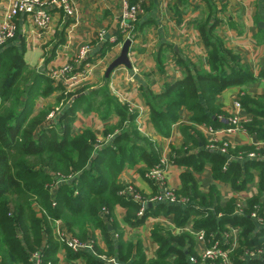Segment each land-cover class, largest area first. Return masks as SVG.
Segmentation results:
<instances>
[{
    "label": "trees",
    "instance_id": "16d2710c",
    "mask_svg": "<svg viewBox=\"0 0 264 264\" xmlns=\"http://www.w3.org/2000/svg\"><path fill=\"white\" fill-rule=\"evenodd\" d=\"M213 15L210 11L197 25L203 45L207 48V67L196 69L192 62L179 56L178 62L184 67L182 77L165 84V89L160 92L150 91L145 95L150 121L163 136L169 135L181 107L191 113L192 122L210 124L214 128L226 126L225 120L217 118L222 110L215 103L216 97L228 87L249 86L258 77L224 45L218 35L219 20ZM117 41H121V34ZM6 45L0 47V264H33L29 259L30 253L42 243L43 231L46 232L43 260L55 264L60 247L52 234L51 221L55 219L61 220L66 229L80 239L87 237L89 228L98 227L107 245L105 253L113 256L117 263H107L88 251L72 252L66 248L68 258L82 257L87 264H189L188 256L192 253L193 243L190 234L164 237L155 230L152 232L158 244L155 256L147 258L140 242H137L131 260L132 242L114 239L108 224L99 217L102 206L111 210L115 205L122 204L127 207L125 221L128 225L142 222L135 219L137 204L118 194L122 187L118 175L124 165L143 159L150 168L159 162L155 144L138 133L134 124L135 114L129 113L111 96L106 85L94 88L88 94H83L84 90L77 91L76 97L67 104L65 101L72 93L64 95L63 87L54 86L46 74L29 70L23 59L22 46ZM259 75L263 76L262 73ZM55 91L61 92L55 104L57 106L62 102V110L60 108L57 113L55 124L40 129L53 106L37 108L36 100L46 98ZM93 101L102 117L111 113L118 117L117 123L108 126L103 134L114 133L115 129L118 132L99 149H95L96 137L89 128L76 135L70 133L75 112L88 110ZM240 102L254 116L244 127L257 140L264 141V96L250 98L245 95L240 97ZM35 110L36 113H33ZM185 128L184 143L193 142ZM204 144V140L196 142L200 145L197 153L187 154L175 161L189 165L195 171H201L205 163H210L213 176L230 181L236 189H241L251 177L249 171L252 168L257 169L260 188L264 189V160L241 161L233 158L223 168L227 157L206 149ZM247 149L251 150L253 146ZM50 170L64 176L72 174L68 181L58 186L54 206L45 187L53 179L47 173ZM187 180L192 178L189 176ZM181 193L190 195L192 201L199 199L201 206L212 201L194 182L190 186L185 185ZM255 200H250V205ZM35 203L40 207V215L33 208ZM166 206L169 211L181 214L182 222L191 215L197 216L194 226L205 229L207 233L231 223L241 228V245L250 247L264 242V228L257 227L248 214L231 215L232 203L225 207L216 204L214 211H209L206 216L190 205L159 204L154 208L155 212L148 208V213L157 214ZM218 213L222 215L218 217ZM171 254H175V258L170 262L168 257Z\"/></svg>",
    "mask_w": 264,
    "mask_h": 264
},
{
    "label": "crops",
    "instance_id": "0c3cea01",
    "mask_svg": "<svg viewBox=\"0 0 264 264\" xmlns=\"http://www.w3.org/2000/svg\"><path fill=\"white\" fill-rule=\"evenodd\" d=\"M9 1L0 0V18L7 9ZM137 2L144 11L138 15L131 27L134 39L128 50L130 67L119 65L108 77H105L103 72L105 66L117 56L114 55L116 51L113 46L118 42L115 41L120 34L122 5ZM71 6L74 10V15L71 17H65L59 9L51 11V22L45 29H38L28 15L20 14L15 19L18 27L17 35L6 46H22L27 68L46 74L50 68L71 61L80 46L90 45L88 61L91 62V57L99 58L96 65L102 67V79L93 73L77 91L84 90L82 93L88 94L90 90L106 85L108 93L123 104L129 113L135 114L134 124L138 133L148 137L155 144L159 158L167 161L165 180L171 188L181 192L185 185L190 186L191 182H194L201 192L209 196V200L212 199L206 202L204 207L213 208L216 204L225 207L232 203L233 208L234 201L238 198H241L246 205H250V200L254 198L256 200L252 204L258 201L264 203V189L260 188V173L257 169L252 168L249 171L251 177L245 181L241 189H236L230 181L215 178L210 163H205L201 171L177 163L175 161L177 158L197 153L201 144L196 145V142L204 140L206 146L212 136L202 123L191 121V113L184 107L180 108L177 121L172 124L169 135H161L150 121L149 108L145 100L148 92H160L165 89V84L182 77L184 67L178 62L179 56L192 62L196 69L207 67V48L203 45L197 25L210 11L219 20L218 35L223 39L224 45L237 54L241 62H245L250 71L258 76L249 86L235 85L224 89L215 100V103L220 105L221 113L230 115L235 98L245 95L250 98L264 96V0H71ZM100 32H103L104 41L98 38ZM111 38L114 39L113 42L110 41ZM109 44L110 46L107 47ZM260 73L263 76H260ZM104 78L107 79L106 82ZM77 91L72 92L67 104L76 97ZM58 93L61 92L55 91L46 98H39L36 100V107L44 105L45 99L51 101L53 97H58ZM89 107L88 110L79 109L75 112L70 133L76 135L83 129L89 128L99 144L95 149H99L118 132L115 129L114 133L103 134L108 126L117 123L118 117L115 113L102 117L95 109V101L90 103ZM253 117V114L242 105L241 120L249 122ZM227 126L228 124L217 129ZM184 127L188 136L193 138V142L184 143ZM215 136L219 141L226 140L232 143L236 151L249 150L247 147H250L251 141L256 139L247 130L239 129L231 133L217 132ZM147 169L143 159L126 164L118 175V182L130 183L144 194L153 193L154 187L144 176ZM189 176L192 180H187ZM126 212L127 207L122 204H117L111 209L113 217L111 228L113 232L119 234L115 239L132 242L131 260L137 242H140L147 258L155 256L158 244L153 238V231L157 230L160 236L167 237L170 234L180 233V228L194 224L197 219L192 217L191 222L189 218L182 222L181 214L175 210L169 211L166 206L157 214L151 213V217H157L150 226L141 224L132 226L125 221ZM92 235L96 236L95 250L98 253L101 251L100 254L108 258H114L105 253L107 245L98 227L93 228ZM42 240L45 242L44 237ZM174 258L175 254H171L168 260L171 262ZM55 264H87V262L82 257L68 258L66 249L59 247Z\"/></svg>",
    "mask_w": 264,
    "mask_h": 264
},
{
    "label": "built area",
    "instance_id": "2783aa9c",
    "mask_svg": "<svg viewBox=\"0 0 264 264\" xmlns=\"http://www.w3.org/2000/svg\"><path fill=\"white\" fill-rule=\"evenodd\" d=\"M55 9L61 10L66 17L74 15L71 0H10L7 9L0 18V47L5 46L16 35L17 24L15 19L17 16L26 14L38 29H45L50 24L51 11ZM143 11V7L138 2L130 5L124 3L122 5L119 32L124 35V40L126 38H129L131 41L133 40V36L128 34V29ZM98 38L102 41L105 40L103 32L98 33ZM110 41L113 42L114 39L111 38ZM90 51L91 47L89 45H82L71 62L68 61L60 66L52 67L46 72V75L51 79L54 86L61 85L63 87L62 93L64 95L76 91L87 81L88 76L91 74L90 72H92L91 67H93L87 62ZM59 106L61 104L54 107L48 113L45 121L39 126L40 129H45L55 124L57 113L60 110ZM241 109L240 98H235L231 105L230 115L226 117L218 115L219 120H226L228 126L225 128L217 129L211 125L202 123L205 130L212 136L205 148L219 152L227 157L223 168L233 158L240 160H264V141L252 140L250 145L253 146V149L245 152L236 151L232 143L226 140L219 141L215 136L217 132L231 133L238 129L246 131L244 124L247 120H241ZM95 147H98V145H95ZM166 165L167 161L164 158H160L159 162L148 168L144 174L155 189L153 193L144 194L130 183H124L118 192L124 199L132 200L137 204L138 208L135 212V217L137 220H143L141 225L150 226L154 222L153 219L157 217L146 215L149 205L167 204L183 207L190 205L194 209L203 211L204 216L209 211H214V207L201 206L198 203L199 199L192 201L190 195L182 194L171 188L165 180ZM57 175L63 177L60 173H57ZM52 204H55L54 200ZM245 214H248V217L253 220L257 227L264 228L263 202L258 201L251 205H246L241 198L236 199L231 210V215L243 216ZM221 215V213L217 214L218 217ZM99 217L105 224L113 219L111 210L105 206L101 207ZM190 217L191 222L192 217L195 216L191 215ZM55 224V240L59 244L74 252L89 251L102 260L116 263L114 258H108L95 251V235H89L84 241H81L71 232L62 229L58 221H55ZM214 231L207 233L205 229L194 227L192 223L179 229L180 233H189L193 239V253L188 256L189 264H264V242L250 247L241 245V228L231 223H227L223 228ZM45 246L30 253L29 259L33 264H51L50 261H43L42 252Z\"/></svg>",
    "mask_w": 264,
    "mask_h": 264
},
{
    "label": "rangeland",
    "instance_id": "374dc122",
    "mask_svg": "<svg viewBox=\"0 0 264 264\" xmlns=\"http://www.w3.org/2000/svg\"><path fill=\"white\" fill-rule=\"evenodd\" d=\"M132 4H134V3H132ZM64 15V14H63ZM65 16V15H64ZM66 17V16H65ZM138 17V16H137ZM136 20H137V18H136ZM135 20V21H136ZM134 21V22H135ZM51 22V21H50ZM133 22V23H134ZM132 23V24H133ZM132 24H131V27H132ZM131 27L128 29V34H130V35H132V36H134V34H132L133 32H132V29H131ZM126 29V30H127ZM120 34H121V41H118L117 43H115V46H113L114 47V51H116V53H114V55H118V53H119V51H120V48H121V46H122V43H123V41H124V35L121 33V32H119ZM134 39V38H133ZM116 42V41H115ZM88 45V44H87ZM90 46V45H89ZM112 47V48H113ZM117 47V48H116ZM111 48V49H112ZM111 49H110V51H111ZM119 50V51H118ZM91 52V51H90ZM89 57H90V53H89V56L87 57V62L89 63V65L90 66H93V67H91V69H92V72H90L91 74L88 76V78L93 74V73H95L94 75H98V78L99 79H102V76H101V73H102V67H99V66H97L96 65V61H98V57H96V58H90L91 59V62H89L88 60H89ZM72 61V60H71ZM71 61H69V62H71ZM112 61V60H111ZM110 61V62H111ZM97 66V67H96ZM107 66H105V68H106ZM105 70V69H104ZM104 70H103V72H104ZM103 74V73H102ZM88 78H87V80H88ZM86 83V82H85ZM77 91V90H76ZM59 94L60 93H58V96H59ZM69 94V93H68ZM53 96V95H52ZM68 97H69V95H68ZM240 98V97H239ZM53 100H51V101H49L50 99H45V104L44 105H41V106H39L38 108H42V107H47V106H53V109H54V107H56V101H58V99H59V97H53L52 98ZM63 99H60V101H62ZM67 100H68V98H67ZM67 100L65 101V102H67ZM59 101V102H60ZM60 104H61V106H59V108H61L62 107V102H60ZM59 104V105H60ZM242 105V104H241ZM58 106V105H57ZM52 109V110H53ZM219 115H223V114H219ZM224 116V115H223ZM226 117V116H225ZM217 118H218V115H217ZM225 120V119H224ZM226 121V120H225ZM206 124V123H205ZM209 125V124H208ZM260 141V140H259ZM95 145H99L98 144V142L96 141V144ZM94 145V146H95ZM159 160H160V158H159ZM224 167V166H223ZM48 174H50L51 175V178H53L50 182H47L46 183V185H45V187L48 189V194H49V199H50V202H51V205L52 206H54L55 204H52V202H53V200H54V202L56 203V196H57V188H58V186L61 184V183H64V182H66V181H68L71 177H72V174H69L68 176H64L63 174H61V175H63V177H60V176H58L57 174H56V172H54V171H48L47 172ZM146 178V177H145ZM147 179V178H146ZM62 180V181H61ZM148 180V179H147ZM151 184V183H150ZM123 185V184H122ZM55 186V187H54ZM181 193V192H180ZM159 205V204H158ZM150 206V205H149ZM149 206H148V208H149ZM157 206V205H156ZM156 206H150V209H153V208H155ZM36 211H38V213H39V215H40V207H39V205L38 204H34V207H33ZM148 208H147V210H148ZM100 211V210H99ZM149 212V210L146 212V215H148V216H151V214L150 213H148ZM195 216V215H194ZM195 217H197V216H195ZM190 218V217H189ZM135 219H136V217H135ZM140 220H142V219H140ZM55 221H58L59 222V226L62 228V229H64V230H66V231H68L67 229H66V227H65V225H64V223L61 221V220H59V219H55V220H53V221H51L52 223H51V226H52V234H53V236H54V239H55V237H56V233H55V229H56V224H55ZM112 222H113V219L110 221V222H107L106 224H108V226H109V228L112 230V234H113V238L115 239V238H117L118 236H119V234L118 233H116V232H113V229L111 228L112 226ZM142 222H143V220H142ZM142 222H140V224H142ZM195 227V226H194ZM199 228V227H198ZM70 232V231H69ZM72 233V232H71ZM183 233H185V232H183ZM42 234H43V236H42V238L44 237L45 239H46V232H42ZM73 234V233H72ZM93 234V228H89L88 230H87V237L89 236V235H91V236H94V235H92ZM179 234V233H178ZM189 234V233H188ZM74 236H76L77 237V235H75V234H73ZM86 237V238H87ZM192 237V236H191ZM42 238H41V241H42V243L38 246V248H41V247H43V246H45V242H43V240H42ZM78 238V237H77ZM85 238V239H86ZM78 239H80V238H78ZM85 239H80L81 241H84ZM45 241V240H44ZM56 241V240H55ZM57 242V241H56ZM59 244V243H58ZM60 245V247H63V248H67V247H64L63 245H61V244H59ZM69 249V248H68ZM95 249V248H94ZM71 250V249H70ZM72 251V250H71ZM96 251V250H95ZM72 252H74V251H72ZM79 252V251H78ZM89 252V251H88ZM97 252V251H96ZM98 253V252H97ZM192 253H193V245H192ZM191 253V254H192ZM98 254H100V253H98ZM93 255V254H92ZM97 258H99L98 256H96ZM99 259H101V258H99ZM102 260V259H101ZM44 261V260H43ZM47 261H50V260H47ZM103 261H105V260H103ZM116 261V260H115ZM44 262H46V261H44ZM51 262V261H50ZM105 262H107V261H105ZM110 263H113V262H110ZM116 263H117V261H116ZM51 264H53L52 262H51Z\"/></svg>",
    "mask_w": 264,
    "mask_h": 264
},
{
    "label": "water",
    "instance_id": "95a60500",
    "mask_svg": "<svg viewBox=\"0 0 264 264\" xmlns=\"http://www.w3.org/2000/svg\"><path fill=\"white\" fill-rule=\"evenodd\" d=\"M130 43H131V40L129 38H126L123 41L119 54L105 68V71H104L105 77H108L110 72L119 65L130 67V62L128 58V50H129Z\"/></svg>",
    "mask_w": 264,
    "mask_h": 264
}]
</instances>
